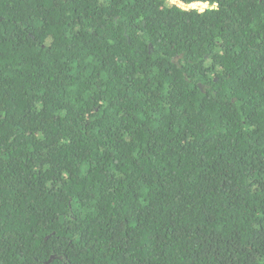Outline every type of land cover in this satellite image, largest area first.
Segmentation results:
<instances>
[{
	"label": "trees",
	"instance_id": "16d2710c",
	"mask_svg": "<svg viewBox=\"0 0 264 264\" xmlns=\"http://www.w3.org/2000/svg\"><path fill=\"white\" fill-rule=\"evenodd\" d=\"M179 1L0 0V264H264V0Z\"/></svg>",
	"mask_w": 264,
	"mask_h": 264
},
{
	"label": "rangeland",
	"instance_id": "374dc122",
	"mask_svg": "<svg viewBox=\"0 0 264 264\" xmlns=\"http://www.w3.org/2000/svg\"><path fill=\"white\" fill-rule=\"evenodd\" d=\"M169 1L176 3V4H178L184 8H197L199 10H204L205 8L209 7L208 3H195L192 5H189V4L180 3L181 1H179V0H169Z\"/></svg>",
	"mask_w": 264,
	"mask_h": 264
},
{
	"label": "crops",
	"instance_id": "0c3cea01",
	"mask_svg": "<svg viewBox=\"0 0 264 264\" xmlns=\"http://www.w3.org/2000/svg\"><path fill=\"white\" fill-rule=\"evenodd\" d=\"M197 3H203V2H197ZM189 5H192V4H189Z\"/></svg>",
	"mask_w": 264,
	"mask_h": 264
},
{
	"label": "bare ground",
	"instance_id": "6f19581e",
	"mask_svg": "<svg viewBox=\"0 0 264 264\" xmlns=\"http://www.w3.org/2000/svg\"><path fill=\"white\" fill-rule=\"evenodd\" d=\"M180 3H182V2H180ZM184 4V3H183ZM191 4H195V3H191Z\"/></svg>",
	"mask_w": 264,
	"mask_h": 264
},
{
	"label": "water",
	"instance_id": "95a60500",
	"mask_svg": "<svg viewBox=\"0 0 264 264\" xmlns=\"http://www.w3.org/2000/svg\"><path fill=\"white\" fill-rule=\"evenodd\" d=\"M51 260V259H50Z\"/></svg>",
	"mask_w": 264,
	"mask_h": 264
}]
</instances>
